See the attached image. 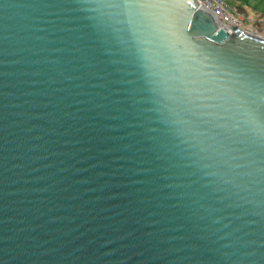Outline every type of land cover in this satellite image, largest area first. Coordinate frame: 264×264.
<instances>
[{
  "label": "water",
  "instance_id": "obj_1",
  "mask_svg": "<svg viewBox=\"0 0 264 264\" xmlns=\"http://www.w3.org/2000/svg\"><path fill=\"white\" fill-rule=\"evenodd\" d=\"M0 264H264V38L0 0Z\"/></svg>",
  "mask_w": 264,
  "mask_h": 264
},
{
  "label": "rangeland",
  "instance_id": "obj_2",
  "mask_svg": "<svg viewBox=\"0 0 264 264\" xmlns=\"http://www.w3.org/2000/svg\"><path fill=\"white\" fill-rule=\"evenodd\" d=\"M236 13H239L243 18L244 27L246 31L251 34H255L259 37L264 38V15L255 12L252 9L246 7L245 3L240 2L241 0H224ZM248 4L255 6L257 10L264 12V0H244ZM245 7V9L243 8ZM247 9V10H246ZM254 31V32H252Z\"/></svg>",
  "mask_w": 264,
  "mask_h": 264
},
{
  "label": "built area",
  "instance_id": "obj_3",
  "mask_svg": "<svg viewBox=\"0 0 264 264\" xmlns=\"http://www.w3.org/2000/svg\"><path fill=\"white\" fill-rule=\"evenodd\" d=\"M200 5L210 11L216 18L221 27L228 31L241 29L246 31L243 18L236 13L224 0H199ZM254 32V31H252Z\"/></svg>",
  "mask_w": 264,
  "mask_h": 264
},
{
  "label": "crops",
  "instance_id": "obj_4",
  "mask_svg": "<svg viewBox=\"0 0 264 264\" xmlns=\"http://www.w3.org/2000/svg\"><path fill=\"white\" fill-rule=\"evenodd\" d=\"M240 2L243 3V6H244V3H245V5H246L247 8L252 9L253 11H255V12H259V13H261V14L264 15V12H261L260 10H257V9L255 8V6L248 4L246 1L241 0ZM242 8H243V7H242ZM243 9H245V7H244ZM246 10H247V9H246Z\"/></svg>",
  "mask_w": 264,
  "mask_h": 264
}]
</instances>
